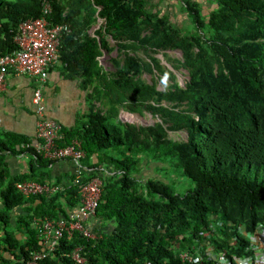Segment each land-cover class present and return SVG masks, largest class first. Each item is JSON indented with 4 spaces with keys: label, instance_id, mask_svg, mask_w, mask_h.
Instances as JSON below:
<instances>
[{
    "label": "trees",
    "instance_id": "obj_1",
    "mask_svg": "<svg viewBox=\"0 0 264 264\" xmlns=\"http://www.w3.org/2000/svg\"><path fill=\"white\" fill-rule=\"evenodd\" d=\"M44 1L47 19L70 28L57 68L84 93L85 109L56 145L78 143L82 183L99 177L103 187L96 238L65 235L42 264H76L79 247L86 264H193L182 263V253L198 256L196 264L232 263L243 253L236 247L245 249L243 234L264 224V0H211L206 11L197 0H171L185 12L187 32L160 10L164 0H0V57L17 50L20 23L42 17ZM168 51L181 53L171 69L156 58ZM103 52H116L113 71L100 64ZM179 70L187 73L183 86ZM164 78L172 83L159 91ZM121 111H146L158 122L123 123ZM179 132L185 140L169 138ZM33 144L0 130V264H26L41 250L39 225L80 204L74 173L52 177L55 161ZM8 157L28 158L26 171L11 176ZM23 181L62 188L25 197L15 188Z\"/></svg>",
    "mask_w": 264,
    "mask_h": 264
},
{
    "label": "built area",
    "instance_id": "obj_2",
    "mask_svg": "<svg viewBox=\"0 0 264 264\" xmlns=\"http://www.w3.org/2000/svg\"><path fill=\"white\" fill-rule=\"evenodd\" d=\"M50 13L49 3L44 1L42 17L28 19L20 23L14 37L17 50L10 55L0 57V86L4 85L7 75L11 73L16 76H27L37 84L32 96V104L37 117V141L33 144V148L43 158L51 161L71 158L76 165L72 184L78 186L80 204L69 212L67 218L45 219L39 225L41 250L33 252L31 260L26 264H42V261L59 247L65 235L69 240L74 232H78L83 238L94 240L96 236L93 227L96 223V210L103 187L99 177L82 183L78 171L81 169L79 160L84 157V154L79 144L58 147L56 141L62 136L61 126L45 116L42 89L48 80L50 70L61 64L60 44L62 38L70 33L68 25L52 24L47 19ZM15 188L23 196L30 197L54 194L62 186L60 184L48 186L32 181H23L17 182ZM243 237H245V249L236 247L243 251L241 256L234 255L232 263H229L226 257L220 258V262L215 264H264V224L257 225L253 233H245ZM82 251V248L79 247L71 253V260L76 264H86L85 257L81 255ZM179 258L182 263L196 264L200 262L198 256L188 253H182Z\"/></svg>",
    "mask_w": 264,
    "mask_h": 264
},
{
    "label": "crops",
    "instance_id": "obj_3",
    "mask_svg": "<svg viewBox=\"0 0 264 264\" xmlns=\"http://www.w3.org/2000/svg\"><path fill=\"white\" fill-rule=\"evenodd\" d=\"M166 1L163 2L167 4ZM174 5L177 8L175 1ZM159 8L161 10L160 6ZM36 88L37 84L27 76H16L12 73L7 75L4 85L0 86L1 131L30 137L32 142L36 143L37 117L32 104L33 91ZM42 97L46 118L56 121L61 126V131L63 126L73 127L76 124L77 115L85 109L84 93L79 89L77 82L65 79L57 67L50 70L48 80L42 89ZM7 159L11 176H17L26 171L28 158L8 157ZM75 168L74 162L58 161L50 167V170L52 177L62 181L69 179V176L75 172ZM2 207L0 200V210ZM19 212L20 210H17L15 213ZM10 225L17 237L20 240L24 239L23 233L17 230L15 216L12 217ZM3 237L4 230H0V239Z\"/></svg>",
    "mask_w": 264,
    "mask_h": 264
},
{
    "label": "rangeland",
    "instance_id": "obj_4",
    "mask_svg": "<svg viewBox=\"0 0 264 264\" xmlns=\"http://www.w3.org/2000/svg\"><path fill=\"white\" fill-rule=\"evenodd\" d=\"M158 1V0H157ZM200 3L202 4L203 9H211L212 8V1L211 0H199ZM207 1V2H204ZM168 2L167 4L165 2H161L159 6L161 7L162 12L169 16L171 18L172 21H174L175 23L180 25H185L183 26V29H185L187 31H191L192 27L190 25H188V22H186L184 20V14L185 12H183L180 9H177L174 5V1H166ZM214 7V6H213ZM101 20H98V24L95 25L94 27H92V29L90 30V36L94 37V31L99 27V25L101 24ZM110 45H113V42L110 41ZM166 57H164L163 53H159L156 54V58L160 59V63L164 66L167 67L169 69H171V63H172V59H180L181 58V53L179 51H168L165 53ZM139 55L146 59L143 54L139 53ZM116 57V52H112V53H105L103 52L102 57L99 58V62L100 64L107 70L109 71H113V66L110 62V60L112 58ZM175 75H176V82L179 84V86H183L185 81L187 80V73L183 70H179V71H174ZM146 82L150 83L151 82V78L152 76L149 74H144L143 77ZM157 89L159 91H163L165 88H167L172 82L169 79L164 78L162 82H160L159 80L157 81ZM118 120H121L120 122H126V123H130V124H134L136 126H150L153 125L154 123L158 122L157 117L152 116L150 113L143 111L142 114H138V113H128L125 111H121L118 117ZM114 123L118 122L115 120H112ZM169 138L176 140V141H182L186 139V133L184 132H179V133H169ZM145 173H148L145 172Z\"/></svg>",
    "mask_w": 264,
    "mask_h": 264
},
{
    "label": "clouds",
    "instance_id": "obj_5",
    "mask_svg": "<svg viewBox=\"0 0 264 264\" xmlns=\"http://www.w3.org/2000/svg\"><path fill=\"white\" fill-rule=\"evenodd\" d=\"M102 23V22H101ZM89 33V35H90V31L88 32ZM258 225H260V224H258ZM263 225V224H262Z\"/></svg>",
    "mask_w": 264,
    "mask_h": 264
}]
</instances>
